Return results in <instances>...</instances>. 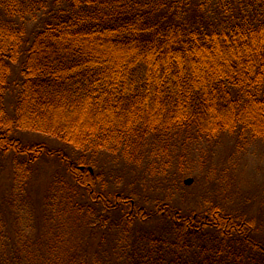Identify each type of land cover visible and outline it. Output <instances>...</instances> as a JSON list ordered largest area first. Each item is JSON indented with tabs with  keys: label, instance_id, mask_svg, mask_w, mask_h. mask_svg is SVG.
Returning a JSON list of instances; mask_svg holds the SVG:
<instances>
[{
	"label": "trees",
	"instance_id": "16d2710c",
	"mask_svg": "<svg viewBox=\"0 0 264 264\" xmlns=\"http://www.w3.org/2000/svg\"><path fill=\"white\" fill-rule=\"evenodd\" d=\"M10 91L17 93L12 114ZM17 130L49 135L82 155L73 160L63 147L25 141ZM226 134L264 138V0H0V167L10 163L16 187L22 164L31 168L57 156L71 181L60 190L64 179L56 178L50 194L54 203L63 201L53 212L45 206L36 242L17 238L10 213H0V264L93 263L77 252L81 240L71 234L78 232L75 224L91 225L98 206L120 212L115 225L134 226L138 210L127 214L128 202L119 195L110 202L105 188L98 189L87 153L112 151L128 162L138 145L143 167L181 171L177 159L186 143ZM181 178L173 176L177 184ZM16 197L9 193V206ZM68 206L74 225L57 221ZM175 215L173 239L136 234L129 254L101 258L107 264H264L253 220L216 205ZM110 233L106 228L103 235L115 251L129 247ZM209 235L216 240L213 254L189 257L190 241L208 247Z\"/></svg>",
	"mask_w": 264,
	"mask_h": 264
},
{
	"label": "rangeland",
	"instance_id": "374dc122",
	"mask_svg": "<svg viewBox=\"0 0 264 264\" xmlns=\"http://www.w3.org/2000/svg\"><path fill=\"white\" fill-rule=\"evenodd\" d=\"M40 17L41 13L31 17L28 27H36ZM20 68V65L16 66L17 73L15 72L14 78L19 77ZM16 95L15 91H10L6 95V107L10 114H12ZM16 135L25 141L38 139L52 146L63 147L76 161L78 156L82 155L80 151L49 135L23 130H17ZM130 149L132 152L135 151V154L132 155L130 151L131 155L127 156L128 162L124 160L125 158L115 156L112 151L105 150L106 152L97 154L87 153L88 157L92 158V163H85V165L92 168L95 178H98V189L105 188L110 202L115 201L116 196L119 195L122 203L123 201L129 203L123 204L125 212L129 215L136 213L131 211V208L135 206L139 213L135 214L137 216L134 218L137 220L132 224L133 227L124 229L122 227L125 226L124 224L115 225L120 212L115 211L109 214L101 206H98L99 211L93 216L91 225L84 223L74 225L73 221L77 218L71 217L70 206L61 207V218L58 220L52 218V221H65V225L73 222V229L78 232L72 233L71 237L73 239L78 237L77 240H81V245L76 249L77 252L86 256L85 261L92 256L93 263L89 261L87 264H94L97 258H100L99 264H107L101 256L110 258L115 253L129 254L132 250V236L136 234L151 237L152 233L159 237L173 239L177 236L176 228L173 226L174 220L176 221L175 212L189 216L194 213L208 212L214 205L223 211L240 214L244 217L240 220H253L257 230L256 233L254 232L256 239L264 241V138L252 136L238 138L226 134L219 139H192L180 150L177 161L182 162L181 171H178L180 167L173 166L168 172L145 168L143 167L145 154L143 146L141 149L138 145L137 148L132 146ZM153 157L155 158L156 155ZM7 166H10V163ZM7 166L0 167V213L2 215L10 213V222H14L18 229L14 234L17 238L24 242L25 237L32 236L36 242L37 235L34 229L36 223L42 225L44 222L45 206L53 212L57 208L56 205L63 201L62 198L54 203L53 194H50L57 190L56 178L64 179L60 190L63 188L67 190L65 182L71 183L67 165L57 156L42 157L40 162L31 168L22 164L16 178V187H14L12 170ZM89 170L87 169L88 173ZM177 173L182 175L180 184L173 180V176ZM188 178H193V183L190 185L185 183ZM12 191L17 197L11 207L7 197ZM62 195L63 192H60L59 197ZM81 200L83 201L82 197ZM106 228L109 231L112 230L110 235L120 237L117 240L119 243L129 244V247L120 249L115 246L117 251L111 248L108 234L103 235ZM207 237L209 238L205 240V244H208V247L203 245L204 242H198L196 239L190 241L189 257L194 259L196 257L194 253L198 251L202 253L209 251L213 254L216 250V240H212L213 235ZM43 241H46L45 237ZM236 241L233 239L231 244L235 245ZM239 245H241L240 242Z\"/></svg>",
	"mask_w": 264,
	"mask_h": 264
},
{
	"label": "water",
	"instance_id": "95a60500",
	"mask_svg": "<svg viewBox=\"0 0 264 264\" xmlns=\"http://www.w3.org/2000/svg\"><path fill=\"white\" fill-rule=\"evenodd\" d=\"M82 168H84V167H82ZM89 169L92 170L91 167H90ZM185 183H186L187 185L192 184V183H193V178H188V179H186V180H185Z\"/></svg>",
	"mask_w": 264,
	"mask_h": 264
}]
</instances>
